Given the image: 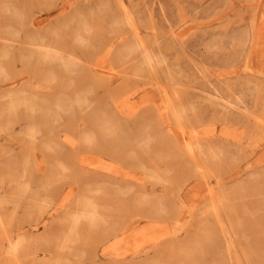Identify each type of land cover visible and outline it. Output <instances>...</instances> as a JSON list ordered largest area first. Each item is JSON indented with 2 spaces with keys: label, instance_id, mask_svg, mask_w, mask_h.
<instances>
[{
  "label": "rangeland",
  "instance_id": "1",
  "mask_svg": "<svg viewBox=\"0 0 264 264\" xmlns=\"http://www.w3.org/2000/svg\"><path fill=\"white\" fill-rule=\"evenodd\" d=\"M263 8L264 0H0V264H142L132 259L141 236L113 222L129 216L142 237L158 238L155 264H260L264 55L251 67L245 55L252 13ZM44 45L75 66L51 61ZM169 127L184 132L180 142L161 139ZM165 148L200 167L168 168ZM251 162L231 183L230 169ZM86 191L107 205L106 225L89 229L71 213ZM144 210L151 216L135 215Z\"/></svg>",
  "mask_w": 264,
  "mask_h": 264
},
{
  "label": "bare ground",
  "instance_id": "2",
  "mask_svg": "<svg viewBox=\"0 0 264 264\" xmlns=\"http://www.w3.org/2000/svg\"><path fill=\"white\" fill-rule=\"evenodd\" d=\"M232 4V3H231ZM264 9V8H263ZM259 11V10H258ZM257 14H260V13H257V12H253L252 13V17L254 18V29H255V31H252L251 32V37H250V39H251V42H250V45H249V48H248V50H246V59H247V61H246V65H248L249 64V66L250 65H252L253 66V61L255 60V57L259 54V55H261L260 57L261 58H263L262 57V55H264V52L262 51V49H261V47L263 46L264 47V42L262 41V35H261V32H262V29L263 28H261V24H260V19H262L263 17H259ZM262 14H264V13H262ZM262 14H260V15H262ZM257 15V16H256ZM163 16V15H162ZM43 20H45V19H39V20H37V22H34V24L35 23H37V25H40V24H42V22H43ZM259 20V21H258ZM262 22H264V20L262 21ZM256 41V42H255ZM262 41V42H261ZM42 49H44V50H48L51 54H48L47 55V57L51 60V61H54V62H56V63H58L60 66H63V67H65V66H70L69 64V62L70 61H72L73 63H74V66H75V61H73L74 59L73 58H71V57H68V58H66V57H64V56H62V55H60V53H58L55 49H50L47 45H44V47L42 48ZM139 54H141L142 55V60L143 61H145V62H150V56H149V51L146 49V47H143V50H142V52L141 53H139ZM258 57V56H257ZM46 58V57H45ZM140 59V58H139ZM138 59H136V61H137ZM263 62H264V58H263V60H262ZM261 60H260V62H262ZM260 62H258L259 64H260ZM144 63V62H143ZM245 63V62H244ZM260 65H263L264 66V64H260ZM74 66H72V67H74ZM136 66V65H135ZM133 67V69L135 70L136 69V67ZM251 67V66H250ZM253 69H255V67L253 68ZM96 70V69H95ZM255 70H257V69H255ZM258 70H259V68H258ZM173 81H174V79L169 75V77H168V79L166 80V83L167 84H169V85H173V87H169V89L170 90H172V91H174V89H176L177 87H174V86H179L180 84L178 83V82H175V83H173ZM178 89V88H177ZM140 95V94H139ZM142 95H143V93H142ZM147 96V95H146ZM149 99H151V98H149ZM216 99V98H215ZM223 102V101H222ZM231 109H233V108H231ZM240 113V112H239ZM241 114V113H240ZM174 117L176 118L177 117V114L176 113H174ZM158 125H160V127L162 128H166L167 126H168V123H166V121H162V122H160V123H158ZM168 128V127H167ZM180 136V137H179ZM181 136H184V132H182V131H179V132H177V131H174V129H171V127H169V130L168 131H164V133L162 134V137H161V139H163V140H166V138H167V141H173V142H176V143H178V142H180L179 140L180 139H182L181 138ZM155 147H158V146H155ZM259 147H260V144H258V148L256 149V150H254V151H252L251 152V154H254L255 156H258V153L259 152H257L258 150H259ZM157 150H160V148H156ZM174 149H176V148H174ZM188 150L190 149V150H194V149H192V148H187ZM165 150H166V154H165V156H169V158H171L172 160H169V162H167V164H166V166L168 167V168H170V169H173V170H178V169H180L181 167H183V168H185V170H188L189 168H192V166H194L195 168H199L200 167V165H199V162L198 161H196L195 159H194V157L195 156H193V155H189L191 158H192V161H191V163H188V162H186V164H184V163H182L183 161L178 157L179 156V152H180V150H178V148H177V150H178V152L177 151H174V150H172V149H169V148H165ZM150 151V150H149ZM170 151H172V152H174L175 154H170ZM152 152V151H151ZM190 152V151H189ZM190 154H191V152H190ZM199 157H200V155H198ZM7 156H5V158H6ZM174 157H176V158H174ZM178 158V159H177ZM201 158V157H200ZM175 159V160H174ZM252 164V162L251 163H248V165L247 166H245L244 168H242L241 166H234V167H232L230 170H232L233 171V173L231 174V175H235V178H233V179H231V178H229V179H231L230 180V182L232 183V182H234V181H239V179L241 180V181H243L244 179H245V177L244 178H242L241 179V177L246 173V171H249V170H254L255 168H252L251 165ZM84 167H86V166H84ZM246 169V170H245ZM122 171V170H121ZM113 175V174H112ZM121 176H122V174H120ZM118 176V175H117ZM230 176V175H229ZM229 176H227L226 178H228ZM233 177V176H232ZM128 179V178H127ZM223 179V178H222ZM114 183L116 182V181H113ZM158 182V181H157ZM222 182H221V180L219 179V180H216L215 181V185L218 187L219 186V184H221ZM263 183H264V181H263ZM222 185V184H221ZM197 186H198V184L197 183H195V184H192V185H190L189 187H188V189L190 188V190L192 189L193 190V188H197ZM219 188V187H218ZM209 189L211 190V188L209 187ZM187 190V189H186ZM97 191H99V189H97ZM96 191H94V192H90V191H86V193H87V195L84 193V195H85V197H84V204L78 209V210H76V211H74V212H71L72 214H73V216L74 217H76L77 219H84L83 220V222H85L86 220L87 221H89V222H87L86 224H87V226L89 227V229H95V227H97L98 226V224L100 223V225L102 224V225H106V222L108 223L109 221H108V219H107V215H106V213L107 212H105L104 210H103V207H106L107 205L106 204H101V203H98L97 201H95V195H90L89 193H95ZM153 194H155L156 195V192H152ZM182 193V192H181ZM209 194H211L210 192H209ZM190 196H192L191 194H189V193H187V191H185L184 192V194H183V198L182 199H184V201H185V199L186 198H188V197H190ZM203 197V196H202ZM210 197V196H209ZM212 197V196H211ZM210 197V198H211ZM258 199H259V204H261L262 205V208H263V218H261V216L259 215V222H261V221H264V189H262V191H260L259 190V197H258ZM94 202H96L97 203V207L94 205L93 206V204H94ZM93 203V204H92ZM102 208V209H101ZM225 211V210H224ZM102 213V214H101ZM105 213V214H104ZM151 213H152V211L151 210H144V211H140V212H137V213H135V215H137L138 216V218H144V217H150L151 216ZM105 216V218H103L102 216ZM75 218V219H76ZM88 218V219H87ZM114 222V224L115 223H117V232H120L121 233V235L122 234H124L125 235V237L126 236H132V237H134L135 239L138 237V236H141V241L139 242V243H137V242H134V243H137L135 246H134V249L136 250L135 252H134V254H135V256H133V260L134 261H137V262H139V263H142V264H148V263H156L157 261H159V257L157 256H155V255H157L158 253H159V251H157V250H159L160 249V245H159V243H157L158 241H156L157 239H155L154 241L152 240H150L148 237L146 238L144 235H143V237H142V234H143V229H144V226H139L140 225V222H139V219H134L133 217H131V216H129L126 220H124V221H122V222H120V223H118V222H115V221H113ZM180 222V221H179ZM144 223V222H143ZM223 228L225 229V230H227V227L226 226H223ZM163 230V229H162ZM153 232V231H152ZM166 233H167V231H166ZM154 234V233H153ZM161 234V233H160ZM260 237H259V245H258V249H259V257H260V260H259V262H260V264H264V230H262V231H260ZM73 235V234H72ZM120 235V236H121ZM149 235H150V233H149ZM151 236V235H150ZM187 236V234H185L184 236H183V238L182 239H184L185 237ZM163 237V236H162ZM161 237V238H162ZM122 238V237H121ZM154 238H155V236H154ZM160 238V239H161ZM175 238L176 239H178V236L177 235H173V239L175 240ZM227 239H228V242H233L232 241V236L229 234L227 237H226ZM121 241V240H120ZM119 241V242H120ZM216 242H218L217 240H215ZM123 242V241H122ZM145 242H149V243H151L152 245L151 246H154L153 248H152V250H147V249H144V248H146V245H145ZM118 243V242H117ZM116 243V244H117ZM64 245H62V247H63ZM114 246V245H113ZM117 248H118V246H117ZM115 249V248H114ZM142 249H144V250H142ZM120 250V249H119ZM142 251L141 253H139V251ZM130 251V250H129ZM130 252H132V251H130ZM84 254H85V251H84ZM131 254V253H130ZM153 254V255H152ZM127 256V255H126ZM129 256V255H128ZM151 257H153L152 259H150ZM102 259V258H101ZM54 264L56 263L55 261L53 262ZM138 264V263H137Z\"/></svg>",
  "mask_w": 264,
  "mask_h": 264
}]
</instances>
